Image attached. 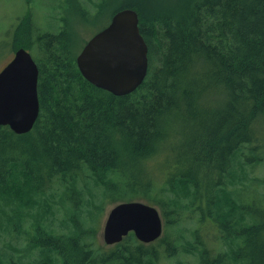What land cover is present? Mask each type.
Wrapping results in <instances>:
<instances>
[{
  "label": "trees",
  "instance_id": "obj_1",
  "mask_svg": "<svg viewBox=\"0 0 264 264\" xmlns=\"http://www.w3.org/2000/svg\"><path fill=\"white\" fill-rule=\"evenodd\" d=\"M122 2L140 15L149 46L147 78L134 93L115 96L83 77L66 32L40 37L39 118L27 134L0 126V148L21 153L7 156L6 169L0 171V233L8 235L11 227L22 230L24 217L33 218L29 230L35 236L13 254L20 264H155L150 247L155 241L143 243L132 232L106 247L95 237V213H103L106 201H96L92 189L120 187L122 193L151 199L147 204L160 206L165 219L173 213L167 223L177 236L167 245L170 258L182 243L186 252L200 256L199 264L227 258L264 264V209L257 208V198L247 212L238 196L255 182L248 172L254 162L247 146L255 144L249 149L255 155L264 145V0H177L155 12L141 0ZM29 27L16 32L17 49L30 52ZM158 156L162 162L144 168ZM171 160L182 169L170 171L167 185L156 189L152 170ZM76 172L86 184L78 186V180L70 188L73 213L61 222L75 234L58 233L54 204L49 197L38 201L35 196L51 192L56 178L72 182L66 177L76 178ZM115 173L126 176L124 191L115 180L118 175L110 178ZM232 190H237V200ZM213 231H224L219 236L228 247L217 259L209 246L215 240L204 238ZM164 236L163 230L156 241ZM8 252H1L0 264L13 263Z\"/></svg>",
  "mask_w": 264,
  "mask_h": 264
},
{
  "label": "rangeland",
  "instance_id": "obj_2",
  "mask_svg": "<svg viewBox=\"0 0 264 264\" xmlns=\"http://www.w3.org/2000/svg\"><path fill=\"white\" fill-rule=\"evenodd\" d=\"M103 1L104 0H0V72L12 60L15 52L18 50V45H16V32H20L25 27H29L27 26V23L31 27L30 35L33 41V43H30L29 46L30 53L32 54L33 58L36 59V61L38 59L37 57H39L40 54V37L47 33L59 34L61 32H66L65 38H69V40H71L70 53L76 61L77 56L81 53L85 45L97 33L109 26L112 21L113 15L121 8H129L128 5H124V3L122 2L124 0H108V4L105 6L104 3L105 7L103 8V10L99 11L100 4ZM176 2L177 0H141V3L152 12H155L160 7L170 8ZM84 12H87V14H85ZM65 41H68V39H65ZM76 95H79V91L78 93H76ZM210 99L214 100L216 98L214 95H211ZM254 145L255 144L247 146L245 152L246 154H248L251 162H254L250 166L248 172L250 178H254L255 182H250L251 185L248 186V189L241 190L238 195L240 197L239 203L245 205L247 212L253 210V203L255 200H257V198H259L257 208L264 209V145H261L259 147V151H257L255 155H252L250 154L251 151H249V149ZM153 154L154 153H151L146 158L151 157ZM13 155L21 156V153L19 151H17L16 153L13 147H9L7 151H4L0 148V171L4 168L5 158L7 156L13 157ZM162 161V156H158L155 159H150L146 162V166H144V168L152 169L157 163H160ZM148 164H150L151 166L149 167ZM4 169H6V166ZM181 169V166L176 160H171L169 165L167 164L165 167H162L161 165L159 167V170H152L151 176H154L151 177V181L154 187L156 189L165 187L170 179V171L178 172ZM136 173H140V171L138 170L136 171ZM76 174V178L69 176L66 177V179L68 178L70 180H73L72 182L67 181L65 183H62L59 181L60 178L54 179L51 186L49 187L52 188L51 192L47 191L44 192V194L35 196L38 201H41L45 197H49L51 203L54 204L55 211L52 218L54 220L53 229L58 233L69 234L71 232V234H75L74 231L63 228L61 226V222L67 218L68 214L73 213V211H70L72 204V193L70 188L78 180V186L86 184L85 176L80 172H76ZM117 175L119 177H115V180L120 183V186L124 191L125 186L121 182L126 179V176L124 177V175L121 173H115L111 175L110 178L112 179ZM134 179H136L135 176ZM256 180L259 183H257ZM65 184H69L70 187L68 188L67 185L65 186ZM96 187L98 188L94 187L92 189V187L90 186V188L92 189V194L96 196V201L102 200L106 201V203L104 202V205L102 206L103 213H95V216H97L95 226L98 227L95 237L101 245L108 247L105 241H103L102 234L105 221L107 220L110 210L114 206L122 202L138 200L146 203H153V201H151V199H149L148 197H144L143 195L134 196L131 194L122 193L120 187H117L116 189L110 188L108 191H106L105 187L103 186ZM148 188L152 189L151 187ZM85 192L86 190H84V194ZM104 193H115V195L111 196V198H108L109 195L107 197L106 195H104ZM51 194H54V197H50ZM167 194L169 195L168 198H170V192H167ZM232 194L234 199L237 200V190H232ZM155 206L159 209L160 213H162L161 215L163 217V220H165L163 222L165 232L164 238L159 241H155L153 245L150 246L154 247L155 250V264H199L200 256L192 254L190 252H186L182 247V243H180V245L178 246L177 256L174 258H170V255L167 252V245L169 246L170 242L173 241L177 236V231L174 230L176 228L172 225L169 226V224L167 223L172 218L173 213L169 210L168 213H172L171 218L169 217V219H165V216L163 215V212L165 211L160 206ZM204 206H206V204H204ZM38 208V205L33 207V215L37 214L38 211L36 212V210ZM90 210H93V206ZM191 218L192 221L195 220V217ZM32 220L33 218L31 216L27 218L24 217L25 224L22 230H19L16 227H11V231L8 235L5 233H0V254L1 252L8 250V255L10 257H14L12 264H18V262L19 264L21 263V258L17 255H13L17 253V250L15 249H25L26 246H29L27 237L29 238L30 236H35L34 234H31V231L29 230L30 226L33 224ZM34 224H36L35 221ZM193 226V222L188 225L189 228H192ZM220 233L222 235L224 231L218 233L216 231H213L209 235L204 237L207 241L215 240V243L209 244V246L214 251V253L212 254L213 259H217L216 257L218 254H222L228 249L225 243H223V239H220ZM214 235L216 236L214 237ZM223 235L225 236V233ZM8 244H10L12 248H10ZM38 253V251L34 253V256L31 259L32 261L35 260ZM222 261L223 262L220 264H251L250 261L242 258H237L236 260L227 258L223 259ZM24 262L30 263L31 261H28V259H26L24 260ZM2 264L7 263L2 262Z\"/></svg>",
  "mask_w": 264,
  "mask_h": 264
},
{
  "label": "water",
  "instance_id": "obj_3",
  "mask_svg": "<svg viewBox=\"0 0 264 264\" xmlns=\"http://www.w3.org/2000/svg\"><path fill=\"white\" fill-rule=\"evenodd\" d=\"M83 77L115 96L134 93L149 72V46L140 28L139 13L130 8L116 12L108 27L97 33L76 58ZM39 67L25 48L0 72V126L18 135L31 132L39 118ZM164 230L159 209L141 201L114 206L105 221L102 238L107 245L130 233L143 243L159 239Z\"/></svg>",
  "mask_w": 264,
  "mask_h": 264
},
{
  "label": "bare ground",
  "instance_id": "obj_4",
  "mask_svg": "<svg viewBox=\"0 0 264 264\" xmlns=\"http://www.w3.org/2000/svg\"><path fill=\"white\" fill-rule=\"evenodd\" d=\"M35 61H36V60H35ZM226 175H227V174H226ZM226 175H225V176H226ZM217 193H218V192H217ZM231 208H232V207H231ZM233 208H234V207H233ZM231 210H232V209H231ZM226 211H227V210H226ZM228 212H229V211H228ZM135 264H136V263H135Z\"/></svg>",
  "mask_w": 264,
  "mask_h": 264
},
{
  "label": "flooded vegetation",
  "instance_id": "obj_5",
  "mask_svg": "<svg viewBox=\"0 0 264 264\" xmlns=\"http://www.w3.org/2000/svg\"><path fill=\"white\" fill-rule=\"evenodd\" d=\"M13 59V58H12Z\"/></svg>",
  "mask_w": 264,
  "mask_h": 264
}]
</instances>
